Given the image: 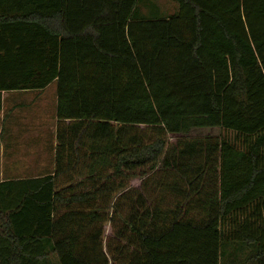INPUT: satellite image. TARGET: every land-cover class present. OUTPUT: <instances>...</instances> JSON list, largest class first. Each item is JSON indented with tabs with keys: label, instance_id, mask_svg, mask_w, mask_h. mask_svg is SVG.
Returning <instances> with one entry per match:
<instances>
[{
	"label": "trees",
	"instance_id": "1",
	"mask_svg": "<svg viewBox=\"0 0 264 264\" xmlns=\"http://www.w3.org/2000/svg\"><path fill=\"white\" fill-rule=\"evenodd\" d=\"M175 1L0 0V110L58 98L53 174L0 183V264H264V0Z\"/></svg>",
	"mask_w": 264,
	"mask_h": 264
},
{
	"label": "crops",
	"instance_id": "2",
	"mask_svg": "<svg viewBox=\"0 0 264 264\" xmlns=\"http://www.w3.org/2000/svg\"><path fill=\"white\" fill-rule=\"evenodd\" d=\"M53 84L55 89L48 98L46 95ZM57 101L55 81L44 89L3 91L0 110V183L53 174ZM29 107L35 109L29 111ZM23 109H27V113ZM47 112L49 120L46 118Z\"/></svg>",
	"mask_w": 264,
	"mask_h": 264
},
{
	"label": "rangeland",
	"instance_id": "3",
	"mask_svg": "<svg viewBox=\"0 0 264 264\" xmlns=\"http://www.w3.org/2000/svg\"><path fill=\"white\" fill-rule=\"evenodd\" d=\"M141 2L143 4H148L149 2L155 3L159 7L162 15H165V16L173 14L175 11H177V8H178L175 0H141ZM145 6H143V9L147 10V7H145ZM49 88H50V90H49L48 94L46 95V97H48L50 95V93L55 89V84H53V86H50ZM42 108H43V110H45L44 107H42ZM27 109L30 111L31 109L34 110L35 108L29 107ZM27 109H23V111L27 113ZM36 110H37V108H36ZM46 118H47V120H49L48 112L46 113ZM211 133L214 135L215 134H217V135H227V134L231 135V133H227L224 130L220 131L218 129L212 130ZM197 134H199L200 136H202V135L204 136V135L208 134V131H204L203 133L198 132ZM26 145L31 146L30 144H26ZM139 177H135L134 179H132L130 181L129 185H131V187L132 186L138 187L142 181V178H139ZM105 229H106V232L108 234V232H110V227L108 226V224L105 226ZM251 251H252V249L249 246H245L244 248H242L241 252H238V249L235 246H233V244H231L227 248L226 256L223 257V264H236L237 262L233 260L234 256H236L237 259L239 258L242 262L247 263V260L249 259V254L251 253ZM51 260H52V262H56L57 261L56 255L52 254Z\"/></svg>",
	"mask_w": 264,
	"mask_h": 264
}]
</instances>
